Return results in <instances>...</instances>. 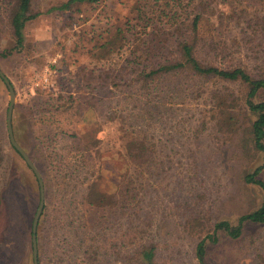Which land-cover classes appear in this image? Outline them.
Listing matches in <instances>:
<instances>
[{"label": "trees", "instance_id": "16d2710c", "mask_svg": "<svg viewBox=\"0 0 264 264\" xmlns=\"http://www.w3.org/2000/svg\"><path fill=\"white\" fill-rule=\"evenodd\" d=\"M32 1L0 0V57L21 51L26 22L51 13L52 28L63 27L68 39L61 46L62 63L81 72L76 87L59 77L54 92L51 86L35 87L25 106H12L13 137L40 172L44 189L35 229L36 264H98L108 258L120 264H158L157 240L144 237L142 222L148 219L147 227L151 221L148 213L142 214V194L154 185L148 181L162 171L164 161L146 125L163 101L174 96H181V102L190 96L208 106L207 119L200 117L190 128L189 140L210 128L218 139L234 144L238 157L252 161L258 154V162L240 176L243 184L261 190L259 206L233 224L214 222L212 232L195 244L199 264H204V238L214 242L218 231L234 239L245 222H264V68L254 73L241 64L213 61L227 47L214 31L223 15L236 21L239 15L232 17V10L241 0H131L120 12L105 0H49L42 11ZM89 63L101 64L83 72ZM229 84L238 86L235 94ZM72 88L81 90L75 94ZM15 108L25 114L20 135L13 122ZM75 115L92 121L97 134L110 133L116 146L103 149L98 136L81 140L71 129ZM68 139L72 143L63 142ZM3 142L0 264H32L30 218L38 187L19 153L8 140ZM5 144L17 163L5 157ZM66 147L68 155L62 151ZM25 202L30 204L28 220L22 211Z\"/></svg>", "mask_w": 264, "mask_h": 264}, {"label": "rangeland", "instance_id": "374dc122", "mask_svg": "<svg viewBox=\"0 0 264 264\" xmlns=\"http://www.w3.org/2000/svg\"><path fill=\"white\" fill-rule=\"evenodd\" d=\"M47 1L49 0H33L32 4L35 9L42 11L48 6ZM105 2L113 11L119 8L118 12H120L126 10L131 0H105ZM232 11L234 12L232 17L239 15L236 21L223 15L222 24L214 31V35L220 41H224L227 47L231 44L232 46L223 49L221 52L223 56H218L213 61L218 63L226 60L241 64L254 73L262 71L264 25L260 26L259 21L264 19V0H241L234 5ZM246 19L252 21L247 23ZM63 31L64 28L60 25L52 28L51 13H42L26 22L25 45L21 51L12 53L6 58L0 57V70L14 90L13 104L20 102L22 107L27 104L35 89L32 86L33 78L43 71L53 84L51 86L53 92L56 90L54 85L56 78L61 77V82L66 81L68 85L75 87L80 83L81 72H71L62 63L61 46L65 40H68L64 37ZM68 58L69 56L63 54V61H67ZM81 61L85 63L86 59ZM101 63L94 65L99 66ZM95 66L89 63L84 67L83 72ZM80 85L84 86L83 81ZM212 85L207 83L209 87H213ZM217 85L219 83L214 84ZM227 86L234 94L237 92V85ZM72 90L76 94L81 89L72 88ZM184 93L187 92L181 91L180 95ZM180 98L181 96H174L169 98L168 102L163 101L158 114L151 117L146 125L147 132L153 134L154 139L158 141L162 150L161 159L164 161L162 171L155 175V179L151 177L148 181L150 184V181L154 180V185L146 194H142V214L148 213L151 221L146 227L148 219L143 215L142 225L146 229L144 237H154L157 240L158 264H199L194 255V247L198 240L212 232L211 225L218 220L235 223L239 215L259 206L262 195L257 185L243 184L240 176L243 170L250 171L258 162V154L253 156L252 161L250 158L245 160L243 156L238 157L234 154V144L229 145L218 139L210 128L201 132L197 140L193 137L189 140L190 128L198 124L200 117L207 119L209 109L208 106L193 101L195 99H191L190 96L184 98V102H181ZM7 99V90H4L0 82V142L2 143L3 140H8L5 128ZM24 115L20 108H15L13 111L16 135L21 133L20 123ZM77 115L73 117L74 123L71 129L81 140L98 136L103 137L101 144L103 149L116 146L115 138L110 133L104 130L105 133L97 134L94 132L92 121H80ZM209 123L208 121V126ZM63 142L72 143V140H63ZM188 147L192 149L189 153ZM62 151L67 155L69 153L67 147ZM4 153L10 162H18L13 151L7 146ZM93 160L96 159L89 161ZM196 165L198 168L193 173L192 167ZM261 178L264 180V173ZM29 206L30 204L25 202L22 207L27 220L30 215ZM4 223V215L0 212V241ZM214 235L216 237L214 242L204 238L206 244L204 264H264V222H245L240 235L234 239H229L218 231ZM121 237L125 239V235ZM98 264L120 263L118 260L108 258Z\"/></svg>", "mask_w": 264, "mask_h": 264}, {"label": "water", "instance_id": "95a60500", "mask_svg": "<svg viewBox=\"0 0 264 264\" xmlns=\"http://www.w3.org/2000/svg\"><path fill=\"white\" fill-rule=\"evenodd\" d=\"M0 79L3 81L4 85L6 86L7 95H8L7 105H6V110H5V128H6V134H7L8 141L10 145L19 153V155L22 157L26 165L32 171L33 175L35 176L37 187H38V200L36 203L34 213L32 215L31 225H30L31 258H32V264H36L35 229H36L37 220L41 213L43 202H44L43 183H42V179H41L39 171L37 170L33 162L30 160V158L28 157L24 149L16 142V140L13 137L10 119H11L12 106L14 102V91H13V88L9 80L2 73L1 70H0Z\"/></svg>", "mask_w": 264, "mask_h": 264}, {"label": "built area", "instance_id": "2783aa9c", "mask_svg": "<svg viewBox=\"0 0 264 264\" xmlns=\"http://www.w3.org/2000/svg\"><path fill=\"white\" fill-rule=\"evenodd\" d=\"M52 85H53L52 82L48 79L44 71L34 76L32 81V86L34 87L47 88Z\"/></svg>", "mask_w": 264, "mask_h": 264}]
</instances>
